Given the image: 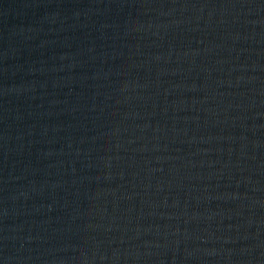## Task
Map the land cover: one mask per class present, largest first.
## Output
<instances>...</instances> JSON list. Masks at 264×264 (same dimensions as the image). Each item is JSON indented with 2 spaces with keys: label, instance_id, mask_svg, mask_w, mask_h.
Returning a JSON list of instances; mask_svg holds the SVG:
<instances>
[{
  "label": "water",
  "instance_id": "water-1",
  "mask_svg": "<svg viewBox=\"0 0 264 264\" xmlns=\"http://www.w3.org/2000/svg\"><path fill=\"white\" fill-rule=\"evenodd\" d=\"M0 264H264V0H0Z\"/></svg>",
  "mask_w": 264,
  "mask_h": 264
}]
</instances>
